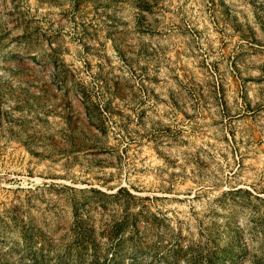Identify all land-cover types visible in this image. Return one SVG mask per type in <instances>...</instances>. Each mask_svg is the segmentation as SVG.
<instances>
[{
    "label": "rangeland",
    "instance_id": "1",
    "mask_svg": "<svg viewBox=\"0 0 264 264\" xmlns=\"http://www.w3.org/2000/svg\"><path fill=\"white\" fill-rule=\"evenodd\" d=\"M0 264H264V0H0Z\"/></svg>",
    "mask_w": 264,
    "mask_h": 264
},
{
    "label": "trees",
    "instance_id": "2",
    "mask_svg": "<svg viewBox=\"0 0 264 264\" xmlns=\"http://www.w3.org/2000/svg\"><path fill=\"white\" fill-rule=\"evenodd\" d=\"M122 191V189H119V192Z\"/></svg>",
    "mask_w": 264,
    "mask_h": 264
}]
</instances>
